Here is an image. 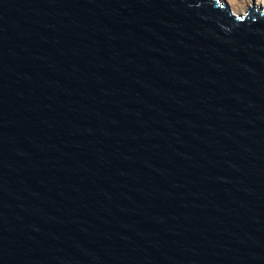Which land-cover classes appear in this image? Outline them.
Listing matches in <instances>:
<instances>
[{"label":"water","instance_id":"95a60500","mask_svg":"<svg viewBox=\"0 0 264 264\" xmlns=\"http://www.w3.org/2000/svg\"><path fill=\"white\" fill-rule=\"evenodd\" d=\"M0 264H264V13L0 0Z\"/></svg>","mask_w":264,"mask_h":264},{"label":"bare ground","instance_id":"6f19581e","mask_svg":"<svg viewBox=\"0 0 264 264\" xmlns=\"http://www.w3.org/2000/svg\"><path fill=\"white\" fill-rule=\"evenodd\" d=\"M219 2L235 16H245V10L264 13V0H219Z\"/></svg>","mask_w":264,"mask_h":264}]
</instances>
